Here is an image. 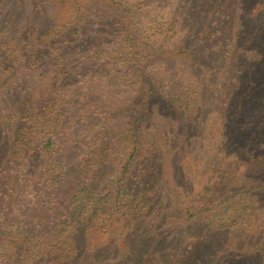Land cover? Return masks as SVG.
Wrapping results in <instances>:
<instances>
[{"label":"trees","instance_id":"16d2710c","mask_svg":"<svg viewBox=\"0 0 264 264\" xmlns=\"http://www.w3.org/2000/svg\"><path fill=\"white\" fill-rule=\"evenodd\" d=\"M100 1L97 8L89 0H59L63 17L30 31L40 35L39 50L30 49L25 67L37 79L25 86L28 74L18 76L21 108L0 104V136L13 149L7 157L20 161L17 175L0 185V264H79L83 257L82 264H158L157 246L146 251L141 242L148 229L157 236L172 215L192 225L190 233H198L201 215L224 228L248 217V201L264 191V183L231 179L224 163L208 162L203 167L220 168L196 174L200 161L187 164L178 155L192 131L207 153L221 154L240 147L228 140L227 124L256 127L260 114L247 117L242 102L258 89L264 67V4L247 14L261 27H245L237 16L244 0ZM152 11L159 18L147 22ZM9 41L7 61L23 50ZM42 54L53 57L43 64ZM115 57L122 60L112 73L119 87L100 97L89 67L93 60L111 65ZM84 58L81 74L76 68ZM154 64V72L147 69ZM8 73L0 68L2 87L11 86ZM252 134L249 145L262 146L263 136ZM197 177L200 194L184 190ZM227 209L233 216L224 215ZM193 243L168 250L170 258L196 264L204 243Z\"/></svg>","mask_w":264,"mask_h":264},{"label":"rangeland","instance_id":"374dc122","mask_svg":"<svg viewBox=\"0 0 264 264\" xmlns=\"http://www.w3.org/2000/svg\"><path fill=\"white\" fill-rule=\"evenodd\" d=\"M89 4L97 8L102 5L100 0H89ZM254 4H264V0H244L243 5H241V10L237 14L241 26L261 27L257 19L253 20L252 16L247 15L252 11L251 7ZM60 9H62V4L61 2L59 3V0H0V64H4L3 67L8 68V75H11V80L9 81L11 86L2 87L0 83V104L4 103L15 109L21 108L19 105L21 102L19 100L22 99V94L19 87L18 76L23 77L28 74V76L23 79V85L25 86L32 84L30 81L31 77L33 81L37 79V72H27L26 69L29 64L31 50H39V47L36 48L35 38L37 40L40 35H36L35 33L31 35L30 31L35 30L37 28L36 26H38V28L42 26L45 27L46 23L49 21L52 22V20H59V17L62 18L64 14L61 13ZM155 18H159V15L155 11H152L147 15L146 21L154 22ZM63 19H60V22H62ZM138 21L140 20L138 19ZM249 31V29H246L245 33ZM10 39L20 43L23 50L21 51L19 48L13 50L12 56L9 57L7 61L6 43H9ZM109 48L110 47L107 46L105 49L108 55H110ZM253 55H255L253 52H248L249 58H252ZM52 57V55H47V57L44 54L40 55L43 64H47ZM115 58L116 60L113 61L111 65L105 66L106 68L103 66L101 67L99 64L100 61L95 60L91 62L89 67L91 70L89 79L96 74L94 79L90 80L91 89H93L97 95H100V97L102 94L101 92L108 90L110 85L113 89L119 87V82L112 77V73L115 70L119 71L121 69L122 60L117 57ZM219 59L224 60L221 57H219ZM88 61L89 60L85 58L79 59V65H75L78 67V69L76 68L77 72L83 74V68H85ZM247 63L252 65L253 60H249ZM25 65H27V67H25ZM46 66L47 65H45V68ZM3 67L0 66V68ZM157 67L158 64H154L147 69L154 72ZM44 70L46 71L47 69ZM258 79V89L250 98L242 102L243 112L244 114L248 113L247 117H249V115L257 114L258 116L260 114L259 121L257 120V123H255L256 127H254V125H247V122L246 129L244 128L242 131L230 128L229 124H227L226 127L227 133H231L228 140H237L240 147H230L227 152L221 154H209L205 150V146L199 145L204 143L197 139L198 134L194 131L190 132L187 137L180 141V146L184 143V145L188 146V149L182 147L179 150L178 155H184L180 157L179 160L187 164L189 163V158L192 159V162L193 160L200 161V165L198 162L194 161L196 165L194 169L196 174H199L201 171L206 172L207 169L209 171L210 168L216 171L217 168H220V165L211 164L219 162L222 164L224 163V167L228 165V170L231 172L228 176H230L231 179L246 184L251 183L259 185L260 183H264V144L262 146H251L248 143V139L254 137L252 134L253 130L256 133L255 135L263 136L264 141V67L259 69ZM2 81L3 80H0V82ZM72 85V81L67 82V88L68 86L73 88ZM30 93L31 91H29V94ZM100 97L98 98L100 99ZM103 97L105 98V95ZM210 110L211 109L208 110L209 113L207 115L210 118L209 120L213 122L216 118L212 110ZM169 113L171 112L165 114ZM6 120L7 118L5 121ZM156 120H158L156 122V124H158L162 119L159 117L156 118ZM2 137L3 136H0V149H2L0 152V185L17 175L20 162L15 158L12 159V163L9 161L7 154L13 152L12 145L10 142L7 143L8 140L6 142ZM245 140H247V143H245ZM211 161L213 162L209 165V168L203 167ZM196 168L198 169L196 170ZM176 169V173L182 170L180 166H177ZM198 184H201L199 177L195 178L192 183H190L189 180L185 184L184 190L197 189L199 190L197 191L199 192L198 194H200L201 190L198 189ZM3 200H5L4 193L0 192V204L3 203ZM244 204V206H247L245 202ZM247 204L251 207L253 206L251 211H245L248 217L243 215L235 217L233 224L230 225L229 223L224 228L219 226L223 222L219 224L217 221L218 218L214 219L216 221L213 223L208 224L205 221L204 215L198 216L196 218L197 222H199L197 227L198 233L194 231L190 233L192 225L182 226V221L172 215L167 218L169 222L168 229L165 231L162 230L163 232L159 233L157 236H152L150 232H155V230L150 228L143 235L141 242L146 251H150L154 246H157L158 253L163 260L158 264H176L174 260H172L176 259V256H173L171 259L168 250L177 249L176 252H178L179 248L186 246L187 243L192 244L194 241H196V245H200L201 242L204 243V253L201 254L196 264H264V191L255 199H251V202L248 201ZM224 215L227 217L233 216L229 209H227ZM84 242L87 243L85 240L83 243ZM90 242H95V240L92 239ZM180 242L181 245H179ZM186 250L188 251L189 249L186 247ZM84 260H86L85 257L78 260V263L82 264Z\"/></svg>","mask_w":264,"mask_h":264}]
</instances>
